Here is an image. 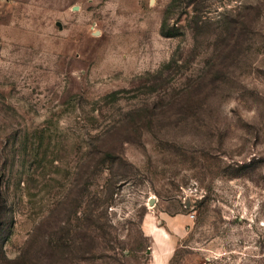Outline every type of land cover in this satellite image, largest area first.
I'll list each match as a JSON object with an SVG mask.
<instances>
[{
	"label": "rangeland",
	"instance_id": "rangeland-1",
	"mask_svg": "<svg viewBox=\"0 0 264 264\" xmlns=\"http://www.w3.org/2000/svg\"><path fill=\"white\" fill-rule=\"evenodd\" d=\"M152 250L264 264V0H0V264Z\"/></svg>",
	"mask_w": 264,
	"mask_h": 264
},
{
	"label": "crops",
	"instance_id": "crops-1",
	"mask_svg": "<svg viewBox=\"0 0 264 264\" xmlns=\"http://www.w3.org/2000/svg\"><path fill=\"white\" fill-rule=\"evenodd\" d=\"M164 218H162L161 219V221H160V224L159 225H157V227H159V226H161V227H163V229L164 228H166V225H168V223H167V221H168V219H166L165 221V223H164V225L162 226L161 224H163V220ZM170 219V218H169ZM174 223H176L174 220H170V224H174ZM182 226V228L185 226L184 224L183 225H181ZM164 230H166V229H164ZM153 233H154V230H153V224L150 226V230H149V232H148V234L150 235V239H151V242L153 243ZM159 258H161V260H159V263H157V264H164L165 263V261H166V259H167V254L165 255V254H159V256H158ZM165 258V259H164ZM151 264H153V250L151 251Z\"/></svg>",
	"mask_w": 264,
	"mask_h": 264
},
{
	"label": "built area",
	"instance_id": "built-area-1",
	"mask_svg": "<svg viewBox=\"0 0 264 264\" xmlns=\"http://www.w3.org/2000/svg\"><path fill=\"white\" fill-rule=\"evenodd\" d=\"M188 216L190 217V218H193L194 217V214L192 213V212H189L188 213ZM187 227V224L185 225V228Z\"/></svg>",
	"mask_w": 264,
	"mask_h": 264
},
{
	"label": "trees",
	"instance_id": "trees-1",
	"mask_svg": "<svg viewBox=\"0 0 264 264\" xmlns=\"http://www.w3.org/2000/svg\"><path fill=\"white\" fill-rule=\"evenodd\" d=\"M163 33H165V32H163ZM110 192H111V190H110ZM109 198L111 197V194H110V196H108ZM106 199H108V198H106ZM111 199V198H110Z\"/></svg>",
	"mask_w": 264,
	"mask_h": 264
},
{
	"label": "water",
	"instance_id": "water-1",
	"mask_svg": "<svg viewBox=\"0 0 264 264\" xmlns=\"http://www.w3.org/2000/svg\"><path fill=\"white\" fill-rule=\"evenodd\" d=\"M153 201V199L152 198H150V202H152Z\"/></svg>",
	"mask_w": 264,
	"mask_h": 264
}]
</instances>
